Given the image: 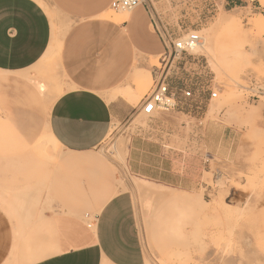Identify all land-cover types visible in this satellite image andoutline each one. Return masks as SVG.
Instances as JSON below:
<instances>
[{
    "label": "rangeland",
    "instance_id": "374dc122",
    "mask_svg": "<svg viewBox=\"0 0 264 264\" xmlns=\"http://www.w3.org/2000/svg\"><path fill=\"white\" fill-rule=\"evenodd\" d=\"M36 1L49 18L50 42L26 73L54 100L69 89L57 57L74 21L47 0ZM144 2L173 29L179 23L200 36L194 53L206 62L217 98L201 116H146L141 100L160 64L157 55H140L124 81L110 90L123 106L95 156L108 165L114 194L127 192L132 198L146 264H264V0L255 6L244 0ZM127 13L110 9L106 15ZM219 21L236 26L223 29ZM132 140L142 142L145 152L157 148L189 184L166 186L130 173ZM33 145L25 155L30 193L37 192L43 167L60 155L46 135ZM36 203L30 199V208Z\"/></svg>",
    "mask_w": 264,
    "mask_h": 264
},
{
    "label": "crops",
    "instance_id": "0c3cea01",
    "mask_svg": "<svg viewBox=\"0 0 264 264\" xmlns=\"http://www.w3.org/2000/svg\"><path fill=\"white\" fill-rule=\"evenodd\" d=\"M112 1L47 0L74 21L57 57L69 89L50 100L26 73L49 45V18L36 0H0V264H146L132 198L114 194L110 169L95 151L123 106L110 90L136 57L160 56L164 45L145 5L116 22L106 17ZM44 135L60 155L30 193L25 155ZM148 148L132 140L130 173L189 184ZM30 199L37 202L31 208Z\"/></svg>",
    "mask_w": 264,
    "mask_h": 264
},
{
    "label": "built area",
    "instance_id": "2783aa9c",
    "mask_svg": "<svg viewBox=\"0 0 264 264\" xmlns=\"http://www.w3.org/2000/svg\"><path fill=\"white\" fill-rule=\"evenodd\" d=\"M248 5H259L258 0H244ZM145 5L150 12V27L159 36L164 51L159 56V68H155L152 86L141 100L140 110L146 116L155 112H179L188 116H201L208 103L217 98L211 73L206 62L196 56L194 50L201 45L195 31L178 23L173 29L159 16L153 15L144 0H113L110 9L131 12ZM174 75H170V72Z\"/></svg>",
    "mask_w": 264,
    "mask_h": 264
},
{
    "label": "bare ground",
    "instance_id": "6f19581e",
    "mask_svg": "<svg viewBox=\"0 0 264 264\" xmlns=\"http://www.w3.org/2000/svg\"><path fill=\"white\" fill-rule=\"evenodd\" d=\"M106 17L107 18H111L112 20H114L116 22H123L126 19L127 15L126 14H120V15H113L112 17L106 15ZM234 25L236 26V23H234V22H232L231 24L230 23L228 24V23H226L224 21H219L218 22V26L220 28H223V29L230 28V27H232ZM137 82H139V84L141 85V84H143L144 80H143V78L141 76H139L137 78ZM47 137L52 141V143L54 145H56L54 139L51 136H47Z\"/></svg>",
    "mask_w": 264,
    "mask_h": 264
}]
</instances>
